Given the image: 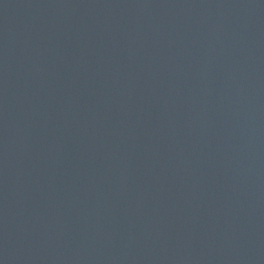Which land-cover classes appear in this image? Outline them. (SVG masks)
<instances>
[{
	"label": "water",
	"instance_id": "water-1",
	"mask_svg": "<svg viewBox=\"0 0 264 264\" xmlns=\"http://www.w3.org/2000/svg\"><path fill=\"white\" fill-rule=\"evenodd\" d=\"M0 264H264V0H0Z\"/></svg>",
	"mask_w": 264,
	"mask_h": 264
}]
</instances>
